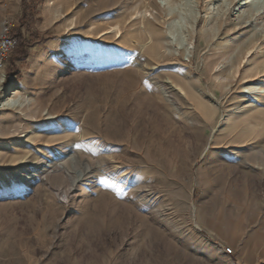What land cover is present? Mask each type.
<instances>
[{
  "label": "rangeland",
  "instance_id": "1",
  "mask_svg": "<svg viewBox=\"0 0 264 264\" xmlns=\"http://www.w3.org/2000/svg\"><path fill=\"white\" fill-rule=\"evenodd\" d=\"M263 13L0 0V264L263 263L264 57L234 59Z\"/></svg>",
  "mask_w": 264,
  "mask_h": 264
},
{
  "label": "bare ground",
  "instance_id": "2",
  "mask_svg": "<svg viewBox=\"0 0 264 264\" xmlns=\"http://www.w3.org/2000/svg\"><path fill=\"white\" fill-rule=\"evenodd\" d=\"M258 17V19H261L262 17H264V13L263 14H261V16L260 15H258L257 16ZM264 19V18H263ZM241 26V25H240ZM242 27V26H241ZM220 29V28H219ZM252 41H253V43H249L248 42V44H245L243 47H242V49H240V51H239V54L238 55H236L235 57H234V59H235V61H236V63H239L238 64V68H240L241 67V60H244L245 61V64H247V67L248 66H250L251 64L253 65L254 64V62H253V58H251L252 57V55L253 56H256V57H258V55H260L261 57H264V52H263V49L261 48V46L260 45H257V43L255 44L254 42H256V41H260V42H262V43H264V37H261L260 35L258 36V35H256V36H254V37H252V39H251ZM240 48V47H239ZM249 57V58H248ZM132 62H134L135 63V61H132ZM235 63V62H234ZM259 63V62H258ZM256 65V64H255ZM245 67H246V65L245 66H243V68H244V71H246V69H245ZM238 70H236V72H235V76H238ZM250 74L246 77V79H249V80H251L252 82H254V81H258V79L261 77V74L262 73H264V61H263V63H262V67L261 66H258V65H256V66H254V67H252L251 69H250V72H249ZM240 74V73H239ZM248 74V73H247ZM246 75V74H245ZM219 75H216V76H214V81H216L218 84H215V86H219L220 85V80H221V78L220 77H218ZM253 78V79H252ZM3 79V73H1L0 72V82H1V80ZM163 89V88H162ZM164 90V89H163ZM167 93V92H166ZM16 95H18V92L17 93H15V96ZM14 96V97H15ZM6 101V100H5ZM7 103V102H6ZM18 103V102H17ZM3 104V103H2ZM7 105V104H6ZM240 113V112H239ZM240 116H241V114H240ZM227 122H229V119L227 120ZM226 122V123H227ZM235 123H233V126L235 127ZM258 153L259 154H262V150H258ZM25 163V162H24ZM27 163H30V162H27ZM63 163H80L79 161H78V159H77V157L75 156V155H73L72 157H69V159H66V160H64V162ZM65 165V164H64ZM48 166V165H47ZM66 166V165H65ZM84 167V166H83ZM89 167V166H88ZM49 168V167H48ZM85 168V167H84ZM52 169V168H51ZM65 169V167H59V170H57V171H60V170H64ZM89 169V168H88ZM51 171V170H50ZM89 171V170H88ZM43 172H45V171H43ZM70 172V171H69ZM17 173V172H16ZM41 173V172H40ZM49 173V172H48ZM16 176V175H15ZM93 177V176H92ZM32 179V178H31ZM78 179V178H77ZM93 179V178H92ZM80 182V181H79ZM73 187H76V185H75V183L73 184Z\"/></svg>",
  "mask_w": 264,
  "mask_h": 264
},
{
  "label": "built area",
  "instance_id": "3",
  "mask_svg": "<svg viewBox=\"0 0 264 264\" xmlns=\"http://www.w3.org/2000/svg\"><path fill=\"white\" fill-rule=\"evenodd\" d=\"M9 29L10 26L4 23L0 33V68H2L7 56L16 45V39L11 36ZM261 264H264V262Z\"/></svg>",
  "mask_w": 264,
  "mask_h": 264
},
{
  "label": "trees",
  "instance_id": "4",
  "mask_svg": "<svg viewBox=\"0 0 264 264\" xmlns=\"http://www.w3.org/2000/svg\"><path fill=\"white\" fill-rule=\"evenodd\" d=\"M23 3H25V1H23ZM14 37L17 39V42H18V40H20V41H19V46H20L21 43H22V40L19 38V36H16V35H15ZM25 55H26V54L23 53L21 56L23 57V56H25Z\"/></svg>",
  "mask_w": 264,
  "mask_h": 264
},
{
  "label": "crops",
  "instance_id": "5",
  "mask_svg": "<svg viewBox=\"0 0 264 264\" xmlns=\"http://www.w3.org/2000/svg\"><path fill=\"white\" fill-rule=\"evenodd\" d=\"M5 1H21V0H5Z\"/></svg>",
  "mask_w": 264,
  "mask_h": 264
}]
</instances>
